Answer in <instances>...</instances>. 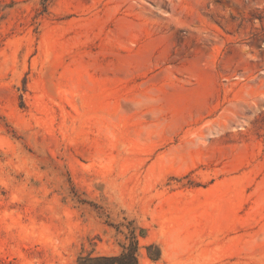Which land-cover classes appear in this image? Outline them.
Returning a JSON list of instances; mask_svg holds the SVG:
<instances>
[{
  "label": "rangeland",
  "instance_id": "374dc122",
  "mask_svg": "<svg viewBox=\"0 0 264 264\" xmlns=\"http://www.w3.org/2000/svg\"><path fill=\"white\" fill-rule=\"evenodd\" d=\"M264 264V0H0V264Z\"/></svg>",
  "mask_w": 264,
  "mask_h": 264
},
{
  "label": "trees",
  "instance_id": "16d2710c",
  "mask_svg": "<svg viewBox=\"0 0 264 264\" xmlns=\"http://www.w3.org/2000/svg\"><path fill=\"white\" fill-rule=\"evenodd\" d=\"M76 264H139L137 241L125 247L120 254L81 256Z\"/></svg>",
  "mask_w": 264,
  "mask_h": 264
}]
</instances>
